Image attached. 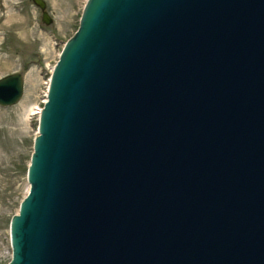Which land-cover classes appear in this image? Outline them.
I'll use <instances>...</instances> for the list:
<instances>
[{
  "label": "water",
  "instance_id": "95a60500",
  "mask_svg": "<svg viewBox=\"0 0 264 264\" xmlns=\"http://www.w3.org/2000/svg\"><path fill=\"white\" fill-rule=\"evenodd\" d=\"M26 181L0 264H264V0H86Z\"/></svg>",
  "mask_w": 264,
  "mask_h": 264
},
{
  "label": "rangeland",
  "instance_id": "374dc122",
  "mask_svg": "<svg viewBox=\"0 0 264 264\" xmlns=\"http://www.w3.org/2000/svg\"><path fill=\"white\" fill-rule=\"evenodd\" d=\"M50 24L32 0H0V79L23 77V96L12 107H0V263L10 260V218L27 193V166L37 133L38 106L64 43L72 36L85 0H42ZM28 114V115H27Z\"/></svg>",
  "mask_w": 264,
  "mask_h": 264
},
{
  "label": "bare ground",
  "instance_id": "6f19581e",
  "mask_svg": "<svg viewBox=\"0 0 264 264\" xmlns=\"http://www.w3.org/2000/svg\"><path fill=\"white\" fill-rule=\"evenodd\" d=\"M52 69V68H51ZM39 109L37 108V106H34V107H32V108H30V110H29V115L28 116H31V115H37L38 114V111Z\"/></svg>",
  "mask_w": 264,
  "mask_h": 264
},
{
  "label": "built area",
  "instance_id": "2783aa9c",
  "mask_svg": "<svg viewBox=\"0 0 264 264\" xmlns=\"http://www.w3.org/2000/svg\"><path fill=\"white\" fill-rule=\"evenodd\" d=\"M45 95H46V88H45V92L43 93V97H45ZM44 100H42L41 102H43ZM39 110L38 111H40V108L39 107H37Z\"/></svg>",
  "mask_w": 264,
  "mask_h": 264
}]
</instances>
